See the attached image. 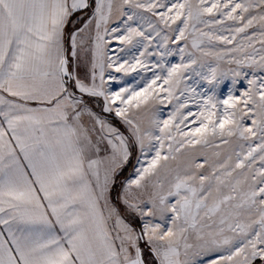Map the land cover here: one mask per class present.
Returning <instances> with one entry per match:
<instances>
[{
  "label": "snow or ice",
  "instance_id": "1",
  "mask_svg": "<svg viewBox=\"0 0 264 264\" xmlns=\"http://www.w3.org/2000/svg\"><path fill=\"white\" fill-rule=\"evenodd\" d=\"M222 62L239 95L216 97ZM258 73L264 0H0V264H146L141 242L157 264H264ZM133 149L116 198L139 230L112 200Z\"/></svg>",
  "mask_w": 264,
  "mask_h": 264
},
{
  "label": "rangeland",
  "instance_id": "2",
  "mask_svg": "<svg viewBox=\"0 0 264 264\" xmlns=\"http://www.w3.org/2000/svg\"><path fill=\"white\" fill-rule=\"evenodd\" d=\"M83 15H84L83 12L76 13L73 15L71 19L75 20L77 16H83ZM79 26H80L79 24L75 25V27H79ZM73 30H74V25L70 22L67 25L66 32H72ZM149 51L150 52L154 51V49L150 48ZM158 59H159V56H149L148 57L149 66L151 65V63H155ZM165 62L168 63L169 65L172 63H178L179 58L175 56H169L166 58ZM235 68H236L235 65H228L227 63H223V62L220 64L218 72H217V81H219V83L215 86V94L217 98L219 99L226 98L230 89L233 91V94L239 95L241 90H244L248 87L247 81L242 77H236V79L238 80V83L233 85L232 83L233 76H232V73L229 71V69H235ZM86 70H87L86 66H83L79 69L81 73L85 72ZM204 71L207 73V69H204ZM242 71L249 72V78H251V69L244 68L242 69ZM138 72H140L141 75H146L147 77L151 78V75H152L151 71L145 74L140 69H138ZM116 75L122 76L123 80L126 81L128 84H133L135 82L134 78L139 79V76L135 72L130 73L128 76H123V74H120V73H117ZM258 75H264V73H258ZM195 81H199V84L196 85L197 92H202L204 88L210 87L207 84V82L202 81L200 80L199 77H195V76L193 77V80L188 81L187 83L190 86H193ZM112 87L113 89H115L116 85L113 84ZM208 94H211V93H208ZM85 101L87 103V106L92 110V112L100 116L102 119H106L113 126L119 128L121 132H124L125 135H127L126 133L127 129L125 125L120 121V119L116 117L114 113H105L103 111L104 102L102 98L85 97ZM189 108L193 112H196L199 110L192 103H189ZM160 109L162 110L163 118H167L168 112L172 110V105L165 104V105L160 106ZM151 115H152L151 112L144 114L145 121H147L151 117ZM189 119L191 120L192 118L190 117ZM84 120H85V123H89V118L87 117V115L84 117ZM124 129H126V131H124ZM138 155H139L138 150L134 149V155H133L134 161L131 164H129L130 159L132 157L131 156L129 159V162L121 170L120 177L118 175L116 185L112 192L113 203H115L120 208L122 213H125L126 218L129 220L130 223L133 224L134 227L137 228V230H139V227H140L139 217L136 216L134 213H127L125 210V206L122 203H120V201L117 200L116 197H117V193L121 191L122 182L125 179H127L130 176V174H133L134 168L137 166V156ZM141 247L143 249L144 259L146 261V264H157L156 259L151 253V251L149 250V247L147 246V244L144 242H141ZM189 251L191 254L192 250H189ZM194 259H196L197 261L203 260L204 264H208V260L210 259V257H194Z\"/></svg>",
  "mask_w": 264,
  "mask_h": 264
},
{
  "label": "trees",
  "instance_id": "3",
  "mask_svg": "<svg viewBox=\"0 0 264 264\" xmlns=\"http://www.w3.org/2000/svg\"><path fill=\"white\" fill-rule=\"evenodd\" d=\"M124 131H126V129H124ZM126 133H127V132H126ZM133 155H134V149H133V154H132V157H131V159H130L129 164H131V163L134 161ZM128 166H130V165H128ZM119 177H120V174H119Z\"/></svg>",
  "mask_w": 264,
  "mask_h": 264
}]
</instances>
